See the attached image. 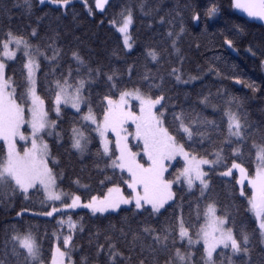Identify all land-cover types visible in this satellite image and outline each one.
<instances>
[{"label":"snow or ice","instance_id":"1","mask_svg":"<svg viewBox=\"0 0 264 264\" xmlns=\"http://www.w3.org/2000/svg\"><path fill=\"white\" fill-rule=\"evenodd\" d=\"M37 3L67 10L72 0H22V4L15 0L12 7H23L31 17ZM108 3L95 0V8L104 11ZM84 6L91 15L93 8L88 0H84ZM138 7L145 16L155 14L158 24L171 26L166 33L170 51L149 50L151 60L160 65L164 53L174 54L179 67L171 66L167 76L180 84L199 79L184 78L179 41L185 28L182 22L178 28L173 24L180 12L177 10L175 16L168 13L171 18H167L160 15L159 8L148 7L146 0H138ZM233 7L248 17L264 20V0H233ZM216 11L213 5L207 14L211 17ZM118 15L119 22L113 19L110 23L123 38V49L130 52L134 9L122 8ZM4 17L12 19L7 6L0 7V18ZM39 19L37 26L29 25L30 31L13 29L10 24L0 27V204L7 207L17 194L27 200L30 190L42 193L43 210L32 215L55 220L57 229L51 233L55 244L46 254L32 226L23 232L13 226L3 240L0 264H257L253 259L257 250L261 253L258 264H264V126L253 124L240 111L242 101L233 97L227 102L226 129H221L194 109L180 107L177 111L178 106L170 103L172 98L165 93V75L153 73L147 66L139 73L135 64L127 65L124 72L105 69L72 50L71 62L65 68L60 34L54 31L41 37ZM192 19L199 21V13ZM224 44L232 47L233 42L225 39ZM113 55L122 59L115 50ZM209 71L214 69L210 67ZM125 75L128 80L138 76V82L121 86ZM101 82L106 91L95 93L99 102L94 104L92 87ZM246 86L253 92L258 90L255 83ZM199 104L208 107L210 96H201ZM67 109L74 114L65 129L62 122ZM66 132L69 154L81 160L93 158L96 170L103 174L99 183L107 191L89 195L87 202L77 191H65L60 184L63 175L55 170L59 160L53 157L47 138L53 137L63 146ZM97 139L93 152L90 146ZM205 141L210 149L204 146ZM197 144L203 154L196 150ZM177 158L183 160L182 167L173 164ZM170 168L174 171L169 172ZM210 173L230 177L239 186V197L246 200L253 218L251 228L237 225L233 214L212 198ZM74 183L79 186L80 180ZM177 184L186 186L189 193L198 191L197 200L204 202L203 207L196 204L195 221L185 220L182 198L177 204V192L173 190ZM122 185L130 190L127 194ZM232 191L235 193V187ZM169 202L176 204L179 215L174 210L166 224L138 221L133 226L125 216L119 225L110 222L103 230L89 232L88 244L94 254L74 259L75 238L85 232V227L83 217L74 220L71 210L88 209L95 217L119 212L126 205L131 206L128 211L135 218L144 213L161 215L165 205L172 207ZM43 238H50L47 230Z\"/></svg>","mask_w":264,"mask_h":264},{"label":"trees","instance_id":"2","mask_svg":"<svg viewBox=\"0 0 264 264\" xmlns=\"http://www.w3.org/2000/svg\"><path fill=\"white\" fill-rule=\"evenodd\" d=\"M14 2L15 0H3V4L0 5V7L10 8L12 16L10 21L6 17L0 18V27H7L10 24L13 29L30 31L29 25L37 26V20L40 18L38 30L41 37L54 31L60 34L59 44L64 49L65 55L62 64L65 68L71 62L72 50H78L94 66L100 65L105 69L113 67L124 72L127 65L135 64L139 73L143 72L147 66L153 73L159 72L165 75L164 90L172 98L170 103L178 106L177 111L180 110V107L194 109L201 117L214 120L221 129H226L227 102L235 97L242 101L240 111L247 114L249 121L257 126H264V74L262 71L264 24L250 21L241 16L234 9L232 0H146L148 7L159 8L160 15H165L167 18H171L167 16L168 13L175 16L177 10L180 12V16L175 17L173 24L178 28L182 22L185 28V33L179 41V47L183 54L184 78L200 77L188 84L177 83L174 78L167 76L171 66L179 67L174 54L164 53V59L160 65H156L148 56L149 50L154 49L161 52L163 49L169 48L170 42L166 33L171 26L158 24L153 18L155 14L153 17H149L141 13L138 0H109L104 11L95 8V0H88V5L93 8L91 15L88 14V10L84 6V0H72L71 6L67 10L49 4L39 5L37 3L31 17L25 14L23 7H12ZM213 5L217 11L215 15L209 17L207 10ZM125 7L134 9V22L130 27L133 48L130 52L123 49L121 35L110 23L113 19L119 21L118 14ZM195 13L200 15L199 21L192 19ZM225 39L233 42L232 47L224 44ZM114 50L122 59L113 55ZM253 53L255 54L253 55ZM16 67L19 68V65ZM210 67L214 71H209ZM138 79V76H134L132 80H128L125 75L121 80V86L131 87L133 83L138 82ZM238 80L241 83H237ZM248 83H255L258 90L253 92L246 86ZM92 91L93 102L96 104L99 102V97L95 93H102L106 89L101 82L98 85H93ZM201 96H210L211 104L208 107L199 104ZM235 110L233 107V111ZM65 111L62 126L68 129L74 110L67 109ZM93 135L95 134L93 133ZM48 142L52 148L53 157L59 160V165L55 166V170L63 175L60 184L65 191H77L82 195L83 202H87L89 195H100L107 191V188L99 183L103 179V174L96 170L93 158L86 156L81 160L77 155L69 154L67 149L70 141L67 132L63 146L55 143L53 137H49ZM97 146L98 139L93 141L90 146L91 150L95 152ZM204 146L211 148L207 141ZM196 150L203 154L199 144L196 145ZM244 160L247 163V155ZM173 164L177 168L183 166V162L179 158ZM50 166L52 165L50 164ZM205 169L207 170V166ZM173 171L174 168L169 169V172ZM107 174L110 175L111 170H108ZM235 175L237 176L236 173ZM210 176L212 198L219 201L221 208L226 207L233 214L237 225L243 223L246 227L251 228L253 218L247 211L246 200L239 197V186L234 185V181L230 177H220L218 174L212 173ZM77 179L80 180L79 186L74 183ZM84 185L88 187L85 188ZM107 186L110 187L111 184ZM122 187L125 194L130 191L126 185H122ZM233 187L236 189L235 193L232 191ZM173 190L177 192V204L181 202L182 198L185 220L188 221L191 218L192 221H195L196 204L199 202L203 207L204 203L197 200L198 191L189 193L186 186L181 188L179 184L174 185ZM42 198V193L30 190V198L27 200L17 194L7 207L0 204V251H2L6 233L11 232L13 226L22 232L32 226L34 233L41 239L45 253H48L49 248L55 242L51 233L57 229V225L52 218L32 215L33 212L43 210L40 204ZM169 203L172 204V207L165 205V209L161 210V215L149 216L148 213H144L143 216L135 218H133V213L128 211L131 206L126 205H122V210L119 212L105 213L104 216L97 214L95 217L88 209L71 210L70 214L73 215L74 220L83 217L85 227V232L78 233L75 238L77 250L73 254L74 259L79 260L82 256L91 257L94 254V249L88 244L89 232H95L97 228L103 230L110 222L119 225L125 216L132 220L133 226L138 221H148L157 226L166 224L172 219L174 210L175 214L179 215V208L176 204ZM23 209L28 211L18 217L17 212H21ZM45 230L49 233V239L43 238ZM64 231L67 233L66 227ZM102 239L103 237H101ZM260 255L258 250L253 254V259L257 261V264Z\"/></svg>","mask_w":264,"mask_h":264},{"label":"water","instance_id":"3","mask_svg":"<svg viewBox=\"0 0 264 264\" xmlns=\"http://www.w3.org/2000/svg\"><path fill=\"white\" fill-rule=\"evenodd\" d=\"M232 4H233V0H232ZM236 10L237 13H239L241 16H243L244 18L256 22V23H260V24H264V20H261L259 18H254V17H248L247 14L245 12H243L240 9L234 8Z\"/></svg>","mask_w":264,"mask_h":264},{"label":"rangeland","instance_id":"4","mask_svg":"<svg viewBox=\"0 0 264 264\" xmlns=\"http://www.w3.org/2000/svg\"><path fill=\"white\" fill-rule=\"evenodd\" d=\"M119 22V21H118ZM118 32V31H117ZM119 33V32H118ZM120 34V33H119ZM121 39H122V41H123V38L121 37ZM127 50V49H126ZM128 51V50H127ZM262 71H263V74H264V60L262 61ZM86 110V109H85ZM55 115V114H54ZM81 123H83L82 121H81ZM48 139V138H47ZM22 143V142H21ZM132 143L133 144H135V141L133 140L132 141ZM178 159V158H177ZM179 159H181V158H179ZM182 160V159H181ZM182 162H183V160H182ZM234 172H235V170H234ZM236 174H237V177L239 176V173L238 172H235ZM54 244H55V242H54Z\"/></svg>","mask_w":264,"mask_h":264}]
</instances>
